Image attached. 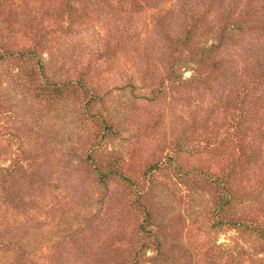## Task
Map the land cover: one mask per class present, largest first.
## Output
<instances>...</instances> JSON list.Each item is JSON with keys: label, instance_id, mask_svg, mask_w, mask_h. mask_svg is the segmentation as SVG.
Returning a JSON list of instances; mask_svg holds the SVG:
<instances>
[{"label": "trees", "instance_id": "obj_1", "mask_svg": "<svg viewBox=\"0 0 264 264\" xmlns=\"http://www.w3.org/2000/svg\"><path fill=\"white\" fill-rule=\"evenodd\" d=\"M0 3H19L29 15L36 13L34 19L48 24L29 49L11 51L0 46V62L12 59L21 64L15 81L34 99L43 100L53 109L82 106L80 113L92 125L95 141L83 164L100 184L127 185L122 187L134 196L130 208L143 214L135 238L125 243L116 239L111 249L107 247L111 264H143L149 251L154 253L152 260L159 258V264L167 263L157 214L148 201L152 190L138 186L125 175L122 155L106 148L117 137L118 125L110 114V94H101L92 81L95 60L91 58L85 67L74 66L75 77L60 78L44 63L41 52L49 42L45 31L73 34L96 12L113 24L104 53L128 55L130 48L137 52L135 65L142 81L150 82L151 102L171 89L188 103L194 98L209 101L205 116L186 134L199 145L186 152L187 141L170 142L162 163L178 179L207 187L215 205L213 230L221 233L234 229L264 242V222L255 215L256 211L263 212L262 207L247 211L243 197L248 194L240 192L241 186H264V0H62L60 7L41 8L45 10L34 7L33 0ZM141 19L142 23L147 21L150 31L146 42L137 34H129ZM186 72L190 73L188 78H184ZM183 152L197 157L198 165L186 169L178 162ZM23 154L7 168H0V264H81L90 259L92 250L81 229L65 230L50 246L52 238H35L34 232H40L44 222L18 217L29 210L18 186ZM148 172L143 174L145 183L151 174ZM31 203L36 205L35 201ZM33 207L30 209L35 210ZM9 212L16 216L13 220L3 215ZM113 233L121 235L122 231ZM43 246L52 250L44 258L39 254ZM260 247L264 253V246Z\"/></svg>", "mask_w": 264, "mask_h": 264}, {"label": "rangeland", "instance_id": "obj_2", "mask_svg": "<svg viewBox=\"0 0 264 264\" xmlns=\"http://www.w3.org/2000/svg\"><path fill=\"white\" fill-rule=\"evenodd\" d=\"M61 2L33 0V6L45 10L41 8L60 7ZM27 12L19 3L13 6L0 3V46L11 51L29 49L36 36L43 33L47 23L41 24L34 19L36 13ZM99 13L77 26L73 34L45 31L49 42L41 50L42 57L60 78L75 77L74 66L85 67L91 58L95 60L96 66L92 68L96 74L91 72L92 81L101 94H110V114L118 125L117 137L106 148L122 155L125 175L138 186L151 188L148 201L157 214L166 264H264L260 247L264 246L263 241L234 229L221 233L213 230L215 205L207 187L178 179L162 163L170 142L187 141L186 152L199 145L186 134L194 122L205 116L209 101L194 98L188 103L181 93L171 89L164 90L160 99L151 102L150 82L142 81L135 65L137 52L130 48L128 55L104 53L113 24ZM142 21L129 34H137L139 40L146 42L150 31L147 21ZM20 66L12 59L0 62V168H7L20 153H25L18 186L29 210L18 217L44 222L45 227L34 232L35 238H52L50 246L65 230L81 229V236L88 240L93 254L81 264H111L107 247L111 249L116 239L125 243L128 238H135L143 214L130 208L134 196L122 187L127 185L100 184L83 164L95 141L92 125L80 113L82 106L53 109L43 100L34 99L15 81ZM189 76V72L184 74V78ZM185 153L178 162L186 169L197 166V157ZM149 170L151 174L145 183L143 174ZM240 192L248 194L243 197L246 198L243 208L247 211L255 212L256 206L262 207L263 212L256 211L255 215L264 222V186H241ZM256 198V202L249 201ZM3 215L8 220L16 217L11 212ZM116 229L122 231L121 235L113 233ZM50 252L48 247L39 249L43 258ZM153 256L154 253L147 252L143 264H159V258L152 260Z\"/></svg>", "mask_w": 264, "mask_h": 264}]
</instances>
